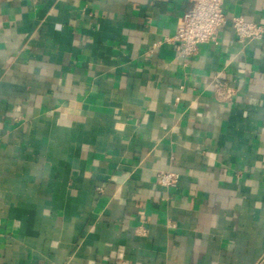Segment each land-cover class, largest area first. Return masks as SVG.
<instances>
[{"label":"crops","instance_id":"obj_1","mask_svg":"<svg viewBox=\"0 0 264 264\" xmlns=\"http://www.w3.org/2000/svg\"><path fill=\"white\" fill-rule=\"evenodd\" d=\"M189 6L0 0V264H264V39L229 23L264 0L183 61Z\"/></svg>","mask_w":264,"mask_h":264},{"label":"built area","instance_id":"obj_2","mask_svg":"<svg viewBox=\"0 0 264 264\" xmlns=\"http://www.w3.org/2000/svg\"><path fill=\"white\" fill-rule=\"evenodd\" d=\"M188 1L190 6L180 27L167 41L177 57L183 61L193 57L199 45L215 44L219 28L227 23L222 0ZM229 23L238 43L264 39V23L248 22L241 16L232 17ZM211 86L215 99L219 102H230L234 99L236 91L230 87L224 73L215 75ZM156 184L166 191L173 190L177 187L178 176L172 172L159 173L156 176Z\"/></svg>","mask_w":264,"mask_h":264}]
</instances>
